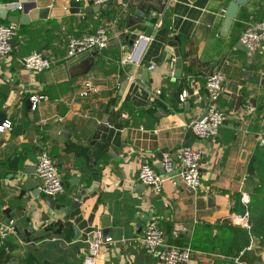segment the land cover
I'll return each instance as SVG.
<instances>
[{
    "label": "crops",
    "instance_id": "obj_1",
    "mask_svg": "<svg viewBox=\"0 0 264 264\" xmlns=\"http://www.w3.org/2000/svg\"><path fill=\"white\" fill-rule=\"evenodd\" d=\"M17 1L23 8L8 13L27 11L30 19L17 24L11 52L0 56V124L11 122L0 132V223L11 219L16 227L0 240V264H82L87 240L105 225L114 242L102 245L96 264H163L158 252H145L137 240L149 221L163 230L168 245L191 247L186 264H264V247L256 239L235 257L222 246L212 251L208 243L214 226L223 220L236 224L232 208L241 191L250 201L262 193L246 181L255 169L257 139L264 136V47L253 53L238 44L245 25L264 17V0H241L224 35L225 12L234 0H112L99 10L72 0L0 3ZM141 5L156 10L141 15L135 10ZM43 8L45 15L39 12ZM107 23L108 45L98 57L91 52L66 57L70 35ZM132 33L142 38L130 52ZM174 38L182 60L179 77L169 75ZM34 50L49 58L51 67L26 70L22 58ZM129 53L132 63L123 64ZM217 70L224 77L217 104L227 120L213 138L192 142L202 152L200 188L188 191L168 171L160 191L142 184L141 163L155 167L159 157L174 155L188 142V123L205 111L206 80ZM86 83L97 90L81 95ZM32 95L44 96L34 108L26 105ZM42 149L63 183L65 196L55 197L54 209L26 184V172L35 169ZM33 178L37 181L35 171Z\"/></svg>",
    "mask_w": 264,
    "mask_h": 264
},
{
    "label": "built area",
    "instance_id": "obj_2",
    "mask_svg": "<svg viewBox=\"0 0 264 264\" xmlns=\"http://www.w3.org/2000/svg\"><path fill=\"white\" fill-rule=\"evenodd\" d=\"M77 7L89 5H105L112 0H72ZM21 10L23 5L17 1L14 3H0V8L9 10L10 8ZM110 24H105L98 27L93 32H86L79 36L70 35L66 42V57L71 58L77 54L84 52L100 51L108 45V31ZM17 35V25L11 22H0V56H7L11 50V40ZM142 36L138 35V39ZM135 41L133 49L136 46ZM149 40L150 37H144ZM240 41L244 44L250 52H257L264 47V17L255 22L247 23L240 36ZM133 51V50H132ZM133 58L131 53L127 54L123 59V64L132 63ZM52 61L44 56L41 52L34 50L22 58V66L32 72H42L51 67ZM150 65L149 68H153ZM169 75H173V65ZM224 81L223 74L220 71L212 72L206 80V88L209 92V102L205 108V113L202 117H197L188 123L192 128L195 137L199 139L213 138L222 124L227 120V114L221 110L217 104V100L221 93L222 84ZM97 90L93 85L86 83L81 95H87L89 92ZM187 92L183 90L179 95L180 100L186 97ZM44 96L32 95L29 100L32 107L36 106L39 99ZM11 126L9 120L0 124V132ZM258 145H262L264 139L262 136L258 137ZM172 156L175 160H172ZM163 155L162 166L164 174L159 173L154 166L148 162H143L138 168L137 179L144 185L160 191L166 180V171L175 170L177 178L182 182L185 188L190 192H196L201 186L200 177V161L202 152L199 148L194 146H184L179 148L174 155ZM173 173V174H174ZM35 175L38 182V189L43 197L55 198L63 192V183L58 174L57 167L51 159L49 153L42 149L37 157L35 164ZM240 201L247 205L250 202L249 195L245 191L240 192ZM248 212L243 214H233L232 220L239 225L249 228ZM16 231L13 220L8 219L0 223V240L14 234ZM140 247L147 253L158 252V258L163 264H186L191 257L192 249L190 246L177 247L168 245L165 242L163 230L156 224L155 221H149L142 229L141 235L137 238ZM122 243L126 239L120 240ZM114 242L111 236H106L99 228L92 232L91 237L87 240L85 254L83 256L82 264H96V258L100 252L102 245L112 244Z\"/></svg>",
    "mask_w": 264,
    "mask_h": 264
},
{
    "label": "trees",
    "instance_id": "obj_3",
    "mask_svg": "<svg viewBox=\"0 0 264 264\" xmlns=\"http://www.w3.org/2000/svg\"><path fill=\"white\" fill-rule=\"evenodd\" d=\"M257 148L259 151L254 164L255 169L248 176L246 183L252 188L262 190V193L247 205H242L239 197H237L232 208L237 214H243L245 211L248 212L249 228L233 224L229 220H223L221 224L214 226L217 230L215 236L211 240H209V237L207 238L210 244L209 248L214 252H217V249L222 246L230 257H235L249 245L251 238L256 239L259 245L264 247V142L262 145H258ZM225 234H229V236H224ZM206 244L207 241L204 240L203 247H206ZM199 246L202 247V245Z\"/></svg>",
    "mask_w": 264,
    "mask_h": 264
},
{
    "label": "water",
    "instance_id": "obj_4",
    "mask_svg": "<svg viewBox=\"0 0 264 264\" xmlns=\"http://www.w3.org/2000/svg\"><path fill=\"white\" fill-rule=\"evenodd\" d=\"M159 1L161 3L162 2L165 3L167 0H159ZM122 2L124 4H127L129 2V0H122ZM145 2H149L150 3V2H152V0H145ZM239 3H241V0H234V1H232L229 4V6H228V8H227V10L225 12V16H224V20H223V24H222V31H221L222 35H224L227 32V30L229 29V27L231 26V24L233 22V19L235 18V15H236V12H237V8H238V4ZM108 4L110 5V3H108ZM100 7L101 6L96 5V10H99ZM135 10H136V12L138 14L145 15L148 12H150L151 10H156V9L153 6H148L147 10H145V6L141 5V6H136L135 7ZM39 12L45 15V13L47 12V8L40 9ZM42 17H44V16H42ZM0 19L6 20L7 22H11V23H14V24L17 25L19 23H28L30 18H29V15L27 14V11H25L24 14L16 15V14H10V13H8V10L5 9V8H0ZM129 39H130L129 40L130 52H132V50H133V47L132 46L135 43V41L138 39V34L137 33H132L130 35V38ZM171 41L172 42H170V43L174 47L173 54L175 56L173 76L174 77H179L180 74H181V61L182 60H181L179 48H178V45H177V39L174 38ZM13 43H14V40H11V45H13ZM238 48L241 49V50H243V51L249 52V49L244 44H242L241 42H239ZM91 54L98 57L99 51H97V50L96 51H92ZM135 66H136L135 64L131 65V70L135 69ZM130 73H131V71H130ZM130 73L127 72V73L123 74L121 76L120 81L121 82L126 81L128 75ZM240 100H241V98L239 97L237 99V102H236V109H235V111L238 110V107L240 105ZM30 103H31L30 100H26V105L29 106ZM204 113L205 112H203V114L201 116H199V117H202L204 115ZM98 130H101V131H104L105 132L106 131V127H101ZM188 135H189V140H188V142H186L185 146H191L193 140L195 139V135H194V132H193V130H192L191 127H189V129H188ZM101 140H103V139L101 138ZM162 157L163 156L159 157L160 158V162L157 165H155V167L158 169V172L159 173L164 174V169H163V166H162ZM171 158H172V160H175V157L174 156H172ZM34 171H35V169L33 171H27L26 172L29 175L28 178H27V180H26V184H28V187L30 189L32 187H35L36 192L34 191L33 194H35L37 196L39 194V189H38V182L35 181L34 178H33ZM173 173H174V170L173 169H171L170 171H168V175L169 176H172ZM92 186L94 187L95 185L92 184ZM85 193H86V190L85 189H83L80 192H78L76 194V200H72L70 202V205L68 206V207H70L69 209H71L73 207V205L74 206L77 205L78 202H79V200L81 199L82 195H84ZM64 196H65L64 194L63 195H60V198H63ZM55 201H56L55 198H52V197H45V199H44L45 204H47V206L50 209H54L55 208ZM102 231H103V234L106 235V234H108L110 232V228L107 225H105V226H103V230ZM76 238H77V234H75V236H74V239H76Z\"/></svg>",
    "mask_w": 264,
    "mask_h": 264
}]
</instances>
